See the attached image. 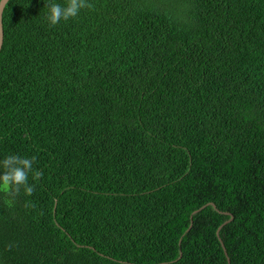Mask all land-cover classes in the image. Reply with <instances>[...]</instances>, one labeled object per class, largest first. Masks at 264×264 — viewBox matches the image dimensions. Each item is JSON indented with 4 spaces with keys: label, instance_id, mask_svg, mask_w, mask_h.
<instances>
[{
    "label": "trees",
    "instance_id": "1",
    "mask_svg": "<svg viewBox=\"0 0 264 264\" xmlns=\"http://www.w3.org/2000/svg\"><path fill=\"white\" fill-rule=\"evenodd\" d=\"M90 3L4 6L0 264H264V0Z\"/></svg>",
    "mask_w": 264,
    "mask_h": 264
},
{
    "label": "clouds",
    "instance_id": "2",
    "mask_svg": "<svg viewBox=\"0 0 264 264\" xmlns=\"http://www.w3.org/2000/svg\"><path fill=\"white\" fill-rule=\"evenodd\" d=\"M43 19L50 26L79 16L82 9L91 8L90 0H43ZM35 156L8 153L0 156V193L7 197L5 203L13 206L17 196L23 192L31 197L35 181L40 173L34 167ZM31 180V182H30Z\"/></svg>",
    "mask_w": 264,
    "mask_h": 264
},
{
    "label": "water",
    "instance_id": "3",
    "mask_svg": "<svg viewBox=\"0 0 264 264\" xmlns=\"http://www.w3.org/2000/svg\"><path fill=\"white\" fill-rule=\"evenodd\" d=\"M7 1H8V0H0V48H1V45H2V41H3L2 12H3L4 6H5V4L7 3ZM211 204L215 207V205H214L213 203H211ZM202 207H204V206H202ZM202 207H200V208L194 210L193 213L199 211ZM190 218L192 219V216H190ZM191 223H192V221H191ZM190 225H191V224H190ZM189 227H190V226H189ZM219 228H220V227H219ZM219 228H218V229H219ZM218 229H217V232H216L217 234H218ZM223 250H224L225 255L227 256V252H226V250H225L224 245H223ZM180 255H181V252L179 253V257H180ZM227 261H228V264H230V263H229V258H228V257H227Z\"/></svg>",
    "mask_w": 264,
    "mask_h": 264
}]
</instances>
